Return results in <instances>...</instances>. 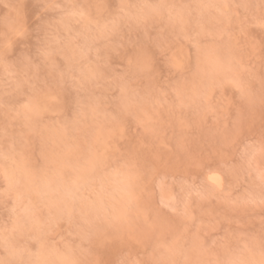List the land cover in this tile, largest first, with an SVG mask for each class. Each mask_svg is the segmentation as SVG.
Segmentation results:
<instances>
[{"label": "clouds", "instance_id": "obj_1", "mask_svg": "<svg viewBox=\"0 0 264 264\" xmlns=\"http://www.w3.org/2000/svg\"><path fill=\"white\" fill-rule=\"evenodd\" d=\"M23 2L0 0L14 12L0 26V264H105L99 249L114 239L130 246L117 264H264V134L244 158L250 194L209 187L226 206H194L172 224L147 212L143 179L169 161H144L136 131L206 111L227 81L264 109V0H33L53 17L42 21L39 64L12 58L28 35ZM157 22L173 37L169 77L159 80L143 44L117 71L112 56ZM242 131L220 115L215 147Z\"/></svg>", "mask_w": 264, "mask_h": 264}, {"label": "rangeland", "instance_id": "obj_2", "mask_svg": "<svg viewBox=\"0 0 264 264\" xmlns=\"http://www.w3.org/2000/svg\"><path fill=\"white\" fill-rule=\"evenodd\" d=\"M4 2L7 3V0ZM40 8L33 0H24L19 5L28 35L16 42L13 59L24 52L35 63H40L38 50L43 37L42 21L50 22L53 18L50 13L40 14ZM13 15L14 12L0 4V26L11 23ZM37 25H41L39 31ZM252 34L257 39L261 38V33L256 30ZM172 39L171 29L166 23L157 22L147 39L142 32L129 36L126 52L113 55L111 63L119 71L125 66L127 58L136 53L137 46L143 44L152 58L159 80L165 81L169 77L168 46ZM193 44H186L190 55L195 51ZM60 63L62 65L63 61ZM255 87L258 88V85ZM220 115L226 116L230 122L239 121L243 125L241 135L222 151L215 147V129ZM136 131L147 145L144 161H151L157 156L169 161L166 166L149 172L143 178L146 184L144 197L149 202L147 212L160 221L179 224L188 219L184 213L186 210L190 212L194 206L207 211H220L226 206V201L212 199L216 193L225 197L250 194L251 178L243 171V163L246 155L259 146L264 134V109L260 106L258 95L254 103L251 101L243 83L225 82L212 96L206 111L185 110L182 120L166 122L156 130L146 132L141 128ZM185 155L191 158L190 165L179 163ZM209 187L214 188L216 193L210 192ZM250 227L254 230L258 225ZM129 248V245L114 239L100 248L99 253L105 264H117L127 259ZM131 248L138 251L137 245Z\"/></svg>", "mask_w": 264, "mask_h": 264}]
</instances>
